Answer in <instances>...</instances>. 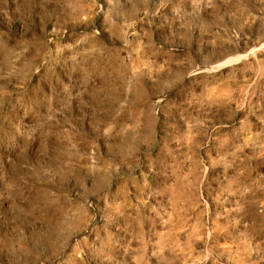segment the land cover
I'll return each instance as SVG.
<instances>
[{"label": "rangeland", "instance_id": "1", "mask_svg": "<svg viewBox=\"0 0 264 264\" xmlns=\"http://www.w3.org/2000/svg\"><path fill=\"white\" fill-rule=\"evenodd\" d=\"M0 264H264V0H0Z\"/></svg>", "mask_w": 264, "mask_h": 264}, {"label": "bare ground", "instance_id": "2", "mask_svg": "<svg viewBox=\"0 0 264 264\" xmlns=\"http://www.w3.org/2000/svg\"><path fill=\"white\" fill-rule=\"evenodd\" d=\"M257 48H259V47H257Z\"/></svg>", "mask_w": 264, "mask_h": 264}]
</instances>
